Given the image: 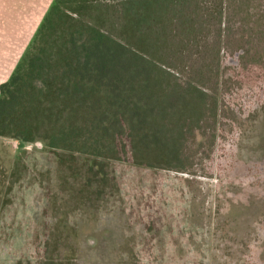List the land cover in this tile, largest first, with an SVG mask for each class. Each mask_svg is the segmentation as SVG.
Here are the masks:
<instances>
[{
  "label": "trees",
  "instance_id": "16d2710c",
  "mask_svg": "<svg viewBox=\"0 0 264 264\" xmlns=\"http://www.w3.org/2000/svg\"><path fill=\"white\" fill-rule=\"evenodd\" d=\"M218 135L264 183V0H53L0 86V138L40 144L46 167L17 235L0 216V264L78 263L79 227L113 197L125 229L155 226L175 200L160 173L186 172ZM97 234L96 248L113 243Z\"/></svg>",
  "mask_w": 264,
  "mask_h": 264
},
{
  "label": "rangeland",
  "instance_id": "374dc122",
  "mask_svg": "<svg viewBox=\"0 0 264 264\" xmlns=\"http://www.w3.org/2000/svg\"><path fill=\"white\" fill-rule=\"evenodd\" d=\"M224 136L218 135V139L210 144V150L201 149L195 154L186 172L160 173L162 188H169L175 200L165 202L167 207L174 205V209L170 214H163L155 226H150L144 219L140 225L133 223L125 229L120 199H108L96 219L79 227L81 232L76 245L82 252L78 263H74L264 264L263 179L257 170L252 171L254 178L245 175L246 165L239 164L248 156L245 148L239 150V145L235 147L234 141ZM40 150V144L26 145L0 138V216L5 217L6 224L13 220L21 223L7 227L8 233L17 235V229L24 226L22 222L38 212L33 207L36 201L32 184L35 169L42 172L46 168L38 162ZM19 158H22L21 164L14 169ZM230 161H235L236 168L228 169ZM21 171L25 173L20 177L26 179H17ZM12 182H15L14 188ZM7 196L13 203L4 211ZM159 201L162 202L160 198ZM47 215H50L49 210ZM72 215L73 221L82 222L80 214ZM104 229H113V243L112 240L102 242L96 248L95 241L86 236L96 232L99 236ZM141 235L146 237V242L141 241ZM106 236L101 233L100 238L105 239ZM85 237L87 240L84 241ZM13 246L18 249L17 243ZM106 248L105 261L98 257L97 252ZM5 257L6 254L0 252V262ZM36 261V258L31 259L34 264ZM38 261L44 262L42 258Z\"/></svg>",
  "mask_w": 264,
  "mask_h": 264
},
{
  "label": "crops",
  "instance_id": "0c3cea01",
  "mask_svg": "<svg viewBox=\"0 0 264 264\" xmlns=\"http://www.w3.org/2000/svg\"><path fill=\"white\" fill-rule=\"evenodd\" d=\"M53 0H0V86L29 46Z\"/></svg>",
  "mask_w": 264,
  "mask_h": 264
}]
</instances>
